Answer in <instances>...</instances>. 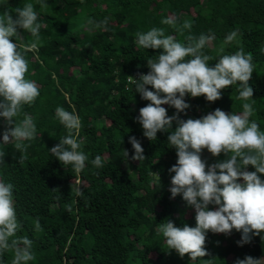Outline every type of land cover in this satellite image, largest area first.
Listing matches in <instances>:
<instances>
[{
	"label": "trees",
	"instance_id": "obj_1",
	"mask_svg": "<svg viewBox=\"0 0 264 264\" xmlns=\"http://www.w3.org/2000/svg\"><path fill=\"white\" fill-rule=\"evenodd\" d=\"M27 3L34 5L41 24L39 39L25 30L11 39L30 49L25 53L26 78L36 82L40 95L32 104L23 105L14 119L19 123L31 116L37 131L34 139L23 141L28 145L23 154L14 147L16 141L5 144L0 136V151L5 152L0 181L14 186L21 225L16 235L33 241L35 259L27 264H235L246 256L264 264V231L250 233L245 243H238L242 232L236 229L227 234L207 231V255L194 260L168 248L159 231L162 223L170 220L178 227L196 226L194 207L182 194L172 197L170 192L175 173L169 169L178 156L168 136L177 123L173 121L168 131H158L156 140L145 137L136 118L150 101L128 80L147 74V60L163 51L137 44L136 33L153 27L165 29V35L182 43H187L189 34L212 37L202 49L213 57L209 66H215L220 56L243 48L253 58L254 71L248 81L253 97L239 98L240 82L222 89L221 98L213 102L203 95L186 94L184 100L190 107L179 117L198 119L216 108L240 115L243 104L251 103L254 112L249 119L264 131V0H0V15L8 11L15 19L16 9ZM170 17L175 26L161 23ZM105 18L106 26L88 23ZM186 20L192 27L181 33ZM233 31L236 37L226 43ZM33 43L36 49H31ZM162 106L169 116L177 113L174 106ZM57 107L74 112L81 120L73 136L83 141L81 151L88 159L79 173L49 151L68 135L56 116ZM5 127L0 117V135ZM131 136L144 149L141 161L131 159L135 151ZM97 155L104 161L102 168L92 164ZM201 158L211 165L227 157L224 153L213 156L205 148ZM247 170L255 168L248 165ZM258 175L264 180V174ZM237 182L243 183L242 178ZM78 189L83 195L76 194ZM217 207L209 205L210 210ZM37 220L40 231L35 229ZM13 258L14 250L5 251L0 264H11Z\"/></svg>",
	"mask_w": 264,
	"mask_h": 264
},
{
	"label": "clouds",
	"instance_id": "obj_2",
	"mask_svg": "<svg viewBox=\"0 0 264 264\" xmlns=\"http://www.w3.org/2000/svg\"><path fill=\"white\" fill-rule=\"evenodd\" d=\"M41 8H47V5L41 4ZM16 13L15 19L8 11L0 15V97L3 98L0 100V117L6 122L3 143L16 141L14 147L23 154L28 147L23 141L35 138L36 125L31 116L26 115L19 123L14 118L21 113L22 106L32 104L40 92L36 82L26 78L29 69L25 53L30 49L22 48L11 38L25 30L38 40L41 24L37 23L38 16L32 3L17 8ZM88 23L101 27L106 26L108 20H89ZM161 23L175 26V19L166 18ZM191 27L192 22L186 20L179 31L183 33V29L190 30ZM236 35L233 31L225 42L230 43ZM136 36L138 46L163 50L147 60L150 68L147 74L141 73L138 79L129 80L135 84V91L150 101L139 109L136 119L143 127L144 136L152 141L156 140L158 131L172 129L173 121H176L177 127L168 136V142L176 148L178 156L177 163L169 169L175 173L171 178L170 192L172 197L182 194L196 212L195 227L187 224L178 227L170 220L159 226L168 248L175 249L181 257L188 254L194 260L207 255L204 247L207 231L227 234L232 229L242 232L238 243L249 242L250 233L259 235L264 231V180L258 175L264 174V131L256 121L249 119L254 112L252 104L244 103V111L240 115L216 108L201 118L184 120L179 113L190 107L184 100L186 94L192 97L203 95L207 101L213 102L221 98L222 89L237 82L241 86L239 98L246 101L252 98L253 88L248 84L254 71L252 54H245L240 48L234 54L220 56L215 66H209L213 57L204 54L202 49L212 39L210 36L201 34L197 38L189 34L187 43H182L172 35H165V29L156 27L144 33L138 32ZM36 47V43L31 45V49ZM164 104L174 106L177 113L169 116L162 106ZM56 116L68 130V135L49 151L62 165L71 164L79 173L88 159L81 151L83 141L78 142L73 136V130L81 128V120L77 114L63 107L56 108ZM11 125L14 126L9 127ZM129 142L135 150L131 159L143 160L141 143L134 136L129 137ZM205 148L213 156L224 153L227 158L206 165L201 158ZM125 155L128 157L127 150ZM4 156L5 152L0 151V160ZM92 164L95 168H102L104 161L97 155ZM248 165L254 166L255 171H248ZM239 178L243 183L237 182ZM13 188L12 183L0 181V255L11 249L14 250L11 264H27L35 259L31 250L33 241L16 235L21 225L17 220ZM76 194L80 196L83 192L78 189ZM210 204L218 207L210 210ZM35 229L41 230L38 220ZM235 264L260 262L246 256Z\"/></svg>",
	"mask_w": 264,
	"mask_h": 264
},
{
	"label": "built area",
	"instance_id": "obj_3",
	"mask_svg": "<svg viewBox=\"0 0 264 264\" xmlns=\"http://www.w3.org/2000/svg\"><path fill=\"white\" fill-rule=\"evenodd\" d=\"M133 79L132 77H128V80Z\"/></svg>",
	"mask_w": 264,
	"mask_h": 264
},
{
	"label": "rangeland",
	"instance_id": "obj_4",
	"mask_svg": "<svg viewBox=\"0 0 264 264\" xmlns=\"http://www.w3.org/2000/svg\"><path fill=\"white\" fill-rule=\"evenodd\" d=\"M0 136H3V135H0ZM171 186H172V183H171Z\"/></svg>",
	"mask_w": 264,
	"mask_h": 264
}]
</instances>
